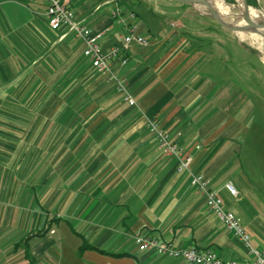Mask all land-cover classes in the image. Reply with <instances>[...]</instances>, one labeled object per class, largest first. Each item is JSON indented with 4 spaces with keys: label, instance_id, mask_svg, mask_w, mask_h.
Instances as JSON below:
<instances>
[{
    "label": "crops",
    "instance_id": "1",
    "mask_svg": "<svg viewBox=\"0 0 264 264\" xmlns=\"http://www.w3.org/2000/svg\"><path fill=\"white\" fill-rule=\"evenodd\" d=\"M67 1L101 32L102 50L126 31L116 5L134 13L148 44L120 50L109 79L81 38L48 27L43 0H0V264H193L138 249L137 232L250 264L190 184L202 174L250 244L264 247L261 96L226 74L228 34L202 26L198 40L175 0ZM149 120L190 156L187 170L160 150Z\"/></svg>",
    "mask_w": 264,
    "mask_h": 264
},
{
    "label": "built area",
    "instance_id": "2",
    "mask_svg": "<svg viewBox=\"0 0 264 264\" xmlns=\"http://www.w3.org/2000/svg\"><path fill=\"white\" fill-rule=\"evenodd\" d=\"M43 2L46 6L45 18L48 27L52 30L63 29L64 33L62 36L71 33L81 38L85 42L84 56L90 60L92 67L97 72L108 76L109 79H115L110 72V60L117 56L120 50L128 49L133 42L141 45L148 44V40L137 32L138 25L134 21V13L128 12L124 16L120 5H116L112 13L117 21L124 24L126 31L121 37L119 46H113L109 51H104L100 44L101 32L93 30L83 20L76 18L67 0H43ZM118 84L122 87L120 81ZM126 99L129 104H135V100L131 94H127ZM148 128L155 133L160 150L166 156L176 159L177 170H187L191 160L190 156L184 154L183 150L168 134L157 127L154 120L148 121ZM190 184L204 196L206 205L224 224L225 228L242 241L248 254L251 256L250 264H264V247L257 249L250 244L249 234L242 227L235 214L224 208L216 191L209 186V181L200 173H190ZM225 188L232 196H236V189L230 182L225 184ZM133 240L140 250H154L158 254L181 258L193 264H237L235 260H223L213 250H199L195 247H177L169 241L143 232L135 233Z\"/></svg>",
    "mask_w": 264,
    "mask_h": 264
},
{
    "label": "rangeland",
    "instance_id": "3",
    "mask_svg": "<svg viewBox=\"0 0 264 264\" xmlns=\"http://www.w3.org/2000/svg\"><path fill=\"white\" fill-rule=\"evenodd\" d=\"M222 2H226L228 5L232 6L231 12L233 14H237L239 12V9L237 7V3H234L235 0H219ZM236 2V1H235ZM253 10H255L262 18V15L264 17V9L260 6L253 7L249 5ZM183 9H188L191 13V18H195L196 22H194L192 25V29L198 32V40L199 37H203L201 34L205 33L206 29L201 28L202 26H213L214 28H218V30H222L223 33L228 34L229 39H224V41L228 42V52H224L223 59H225L224 66L227 68L226 74L230 78L239 79L238 76H245L247 84L250 83L253 84L254 87L259 89L260 92V98H258L257 107L259 108L257 110V115H262L263 119L260 118V120H264V52L260 47V44L257 40H254V46L250 42V40L246 38H241L238 32L231 31L229 29H226L222 25H220L214 18H212L209 15L203 14L200 7L196 5H192L189 3H183L182 5ZM216 12L220 15L221 19H223L224 22L232 24L230 19L227 17V15L223 12V10H216ZM202 17L206 18V21H203L201 19ZM205 20V19H204ZM234 20H238L234 17ZM207 22V23H206ZM207 24V25H206ZM201 33V34H200ZM221 37L217 33H213V36L210 37V39L217 41ZM198 44V43H197ZM248 76V77H247ZM252 76V77H251ZM261 79H259V77ZM232 79V83L235 81ZM237 82H243L240 81V79ZM262 110V111H260ZM259 113V114H258ZM258 117V116H257Z\"/></svg>",
    "mask_w": 264,
    "mask_h": 264
},
{
    "label": "bare ground",
    "instance_id": "4",
    "mask_svg": "<svg viewBox=\"0 0 264 264\" xmlns=\"http://www.w3.org/2000/svg\"><path fill=\"white\" fill-rule=\"evenodd\" d=\"M210 3V6L214 10H223V12L227 15V17L230 19L233 25L236 26H246L247 32H238L241 38H246L250 40L252 45L254 46V40H257L260 44L261 49L264 52V17L261 16L253 10L250 6L245 7L243 5L242 0H235L234 3H237V7L239 9V12L237 14H233L231 12L232 6L228 5L226 2H222L219 0H208ZM196 6L200 7L204 10V7L199 4H195ZM234 17L238 20H234ZM245 18H249L251 20V24H247L245 21ZM264 58V55H263Z\"/></svg>",
    "mask_w": 264,
    "mask_h": 264
},
{
    "label": "water",
    "instance_id": "5",
    "mask_svg": "<svg viewBox=\"0 0 264 264\" xmlns=\"http://www.w3.org/2000/svg\"><path fill=\"white\" fill-rule=\"evenodd\" d=\"M177 2H183V3H189L192 5L195 4H199L202 5L204 7V10L201 11L203 14L209 15L212 18H214L220 25H222L223 27H225L226 29H229L231 31H235V32H244V33H248L247 32V27L242 25V26H236L233 24H229L223 21V19H221L220 15L210 6V3L208 0H175ZM243 5L245 7H248L249 5L247 4L246 0H242ZM245 21L247 24H251V20L249 18H245Z\"/></svg>",
    "mask_w": 264,
    "mask_h": 264
},
{
    "label": "trees",
    "instance_id": "6",
    "mask_svg": "<svg viewBox=\"0 0 264 264\" xmlns=\"http://www.w3.org/2000/svg\"><path fill=\"white\" fill-rule=\"evenodd\" d=\"M246 1H247V4H248V5H251V6H253V7H258V6H257V3L255 2V0H246ZM44 231H45V230H43V231H42V230H41V231H38V232L35 233V235H41L42 233H44Z\"/></svg>",
    "mask_w": 264,
    "mask_h": 264
}]
</instances>
